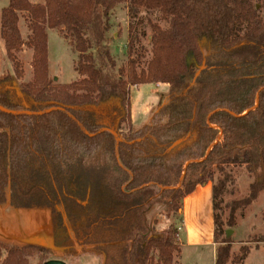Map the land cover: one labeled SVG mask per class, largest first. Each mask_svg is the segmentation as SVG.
I'll return each instance as SVG.
<instances>
[{
    "label": "trees",
    "instance_id": "trees-1",
    "mask_svg": "<svg viewBox=\"0 0 264 264\" xmlns=\"http://www.w3.org/2000/svg\"><path fill=\"white\" fill-rule=\"evenodd\" d=\"M0 1L7 2L0 11V39L17 80L23 74L17 54L32 52L31 81L19 89L31 107L0 92V205H61L57 195L72 198L69 183L94 166L90 169L111 174L112 189L121 201L160 193V198L171 196L169 206L179 214L181 201L198 185L212 184L217 174L212 184L214 264H243L250 247H240L231 258L222 237L225 226L236 225V212L264 192V17L258 9H264V0ZM119 3H126L132 23L127 62L116 69L106 33L107 18ZM140 10L160 13L168 26L147 21V37ZM22 16L26 39L19 29ZM47 30L65 31L79 55L78 79L70 84L54 87L48 76ZM203 38L209 42L208 56ZM140 39L150 44L145 64L147 50ZM188 54L192 65L187 64ZM147 84L167 85L169 99L162 119L134 126L130 88ZM114 96L120 98L121 122L128 130L120 141L96 122L106 120L104 112L71 109H100V102ZM57 106L63 110L45 113ZM238 166L252 175L261 167L262 179L249 185L247 197L225 202L236 183L232 169ZM163 233L150 237L144 247L131 244L125 264H179L180 245L173 240L177 233ZM29 248L36 247L0 242V264H20ZM151 251L158 255L155 262Z\"/></svg>",
    "mask_w": 264,
    "mask_h": 264
},
{
    "label": "rangeland",
    "instance_id": "rangeland-1",
    "mask_svg": "<svg viewBox=\"0 0 264 264\" xmlns=\"http://www.w3.org/2000/svg\"><path fill=\"white\" fill-rule=\"evenodd\" d=\"M28 1L32 4L44 3V0ZM6 3V1H0V11L6 6ZM259 8L261 9L260 14L264 17V9L258 5ZM24 18V16L20 17L19 29L22 37L26 39L29 32ZM138 18L143 22L142 27L147 37L150 36L147 21L157 23L162 28L168 26V21L163 20L158 12L147 13L145 10H140ZM131 23L126 3L117 4L107 18L106 37L116 69L124 66L127 62V31ZM46 33L48 76L52 80L53 86L58 87L76 81L78 76L75 68L79 55L73 51L69 36L63 30H47ZM140 44L147 50L143 60L145 64L150 59L148 52L150 44L144 39H140ZM201 46L205 56H208L210 47L206 38L202 39ZM17 58L22 63L23 74L20 80L15 78L13 68L5 54L3 41L0 39V79L2 80L0 92H7L8 97L10 95L13 97L10 100L14 99L13 101L17 104L31 107L32 101L27 97H23V99L17 97L14 88L21 89L23 85L31 81L32 52L24 49L17 54ZM186 61L188 65L194 64L193 56L188 54ZM130 94L132 112L135 113L137 125L144 123L147 125L152 120L155 122L162 119V110L169 99L167 85L147 84L137 88L132 87ZM99 106L101 107L98 113L104 112L107 118H105L106 120L97 118L96 122L111 131L117 141L124 140L128 130L121 122L120 98L110 97L106 101L100 102ZM101 152L103 151L96 154L103 160ZM90 168H85L84 172L79 174L78 182L72 180L69 183L68 187L71 192L69 196L71 195L72 198L63 200V194H58L57 200L62 201L61 205L38 208L48 210L46 223L52 229L53 248L38 246L29 248L23 253L20 264H44L49 260H60L65 264H125L126 254L131 244L144 247L150 237L163 236L164 230L168 229H171L172 232L175 230L177 235H174L173 240L177 245L181 244L182 246V261H179V264H198V262L214 264L211 262L210 246L195 248L190 245L193 240L197 239L208 244L212 237V223L209 216L208 224L200 226V230L196 231L195 220L201 211L189 208L191 201L187 204L186 215L180 217L169 206L171 196L160 198V193L149 199L144 195L131 198L128 201H121L112 189L111 174L104 173L102 169ZM262 171L263 169L260 167L252 175L244 166L233 167L232 172L236 183L232 193L225 197V202L247 197L249 185L262 179ZM216 177L217 174L211 180L212 184L215 183ZM178 187H180V183ZM61 191L63 192V190ZM67 193L65 190L64 194ZM174 202L179 203V199ZM35 209L37 208L31 210ZM227 213L228 210L225 209L222 216L223 221L226 220ZM263 214L264 192H261L248 208L236 212L234 227L227 228L225 226L223 228L222 238L230 245L231 258L238 254L240 247L249 246L250 253L243 264H264V243H257L259 238H264ZM42 220H45V217H42ZM43 224H45L44 221ZM179 228L181 231H178ZM227 231L231 232L230 235L226 234ZM0 242L19 248L25 246L18 242L1 240ZM150 256L154 262L157 260L156 252L151 251ZM176 262L178 263V258H176Z\"/></svg>",
    "mask_w": 264,
    "mask_h": 264
},
{
    "label": "crops",
    "instance_id": "crops-1",
    "mask_svg": "<svg viewBox=\"0 0 264 264\" xmlns=\"http://www.w3.org/2000/svg\"><path fill=\"white\" fill-rule=\"evenodd\" d=\"M159 85V84H154ZM143 86V85H141ZM140 87V86H138ZM137 88V87H136ZM144 114V113H143ZM135 113L132 112L131 103V122L134 126H143L144 124L137 125ZM191 201V203H189ZM189 203V208H193L200 214H197L195 220L196 231L200 230L199 227L208 224V216L211 217V227H212V237L210 243L205 244L201 239L192 240L190 239V245L195 248L211 247V262H215V251L216 243L213 238L214 233V211H213V198H212V184L209 183L204 185H198L192 193L187 195L181 201V210L179 217L181 215H186L187 204ZM46 208V207H41ZM32 208H18L15 209L9 205V202L0 205V240L5 242H18L25 245H33L44 248H53V236L52 229L48 227L46 223V218L48 217V210L35 209ZM45 211V212H43ZM203 212V213H202ZM45 217V220H42ZM40 218V219H39ZM205 220V221H204ZM43 221L45 224H43ZM42 222V223H41ZM178 231H181L180 228ZM180 239V234L178 233ZM180 241V240H179ZM188 243V245H189ZM247 259V258H246ZM179 261H182V246L180 244V257ZM246 261V260H245ZM198 264H200L198 262Z\"/></svg>",
    "mask_w": 264,
    "mask_h": 264
},
{
    "label": "water",
    "instance_id": "water-1",
    "mask_svg": "<svg viewBox=\"0 0 264 264\" xmlns=\"http://www.w3.org/2000/svg\"><path fill=\"white\" fill-rule=\"evenodd\" d=\"M14 91H15V93H16V96L17 97H19V98H21V99H23V97H25L20 91H19V89L18 88H14ZM22 107H24V108H28L27 106H24V105H21ZM70 108V107H69ZM71 109H78V110H85V111H92V112H95V113H98L99 112V108L98 107H95V106H85V107H81V108H77V107H72ZM53 110H63V108L62 107H59V106H57V107H55V108H51V109H49V110H47L45 113H49V112H51V111H53ZM40 114H42V113H40ZM110 133H112L111 131H110ZM113 134V133H112ZM114 135V134H113ZM230 231H227L226 232V234L227 235H230ZM44 264H65L63 261H60V260H49V261H47V262H45Z\"/></svg>",
    "mask_w": 264,
    "mask_h": 264
}]
</instances>
